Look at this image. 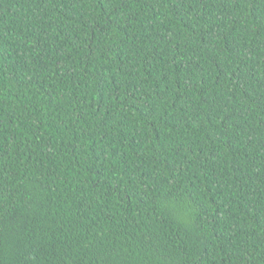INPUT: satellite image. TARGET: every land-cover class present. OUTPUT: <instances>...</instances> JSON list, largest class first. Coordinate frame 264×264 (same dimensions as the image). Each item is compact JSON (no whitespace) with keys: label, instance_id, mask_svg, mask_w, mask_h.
<instances>
[{"label":"trees","instance_id":"obj_1","mask_svg":"<svg viewBox=\"0 0 264 264\" xmlns=\"http://www.w3.org/2000/svg\"><path fill=\"white\" fill-rule=\"evenodd\" d=\"M0 264H264V0H0Z\"/></svg>","mask_w":264,"mask_h":264}]
</instances>
